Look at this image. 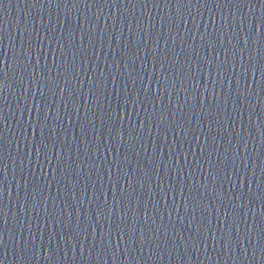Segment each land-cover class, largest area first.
Listing matches in <instances>:
<instances>
[{
    "label": "water",
    "instance_id": "water-1",
    "mask_svg": "<svg viewBox=\"0 0 264 264\" xmlns=\"http://www.w3.org/2000/svg\"><path fill=\"white\" fill-rule=\"evenodd\" d=\"M0 264H264V0H0Z\"/></svg>",
    "mask_w": 264,
    "mask_h": 264
}]
</instances>
